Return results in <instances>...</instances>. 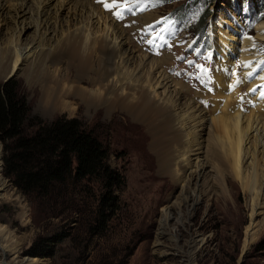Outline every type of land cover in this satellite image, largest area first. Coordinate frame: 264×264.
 Here are the masks:
<instances>
[{"label": "bare ground", "instance_id": "bare-ground-1", "mask_svg": "<svg viewBox=\"0 0 264 264\" xmlns=\"http://www.w3.org/2000/svg\"><path fill=\"white\" fill-rule=\"evenodd\" d=\"M94 1L0 0L4 79L23 72L40 92L46 115L82 108L91 112L92 119L98 114L106 121L119 119L130 129L140 156L152 159L154 173L173 183L167 201L187 200L189 188L200 187L208 195L217 186L228 193L230 178L251 202L245 253L264 231L257 222L264 216V58L256 50L264 40V22L256 24L255 37L245 39L238 19L228 21L232 26L222 20L212 28L217 57L211 73L213 90L201 93L168 74L165 65L171 63V55L156 58L139 46L132 48L126 30L104 7L107 0L96 2L99 6ZM151 17L143 21L150 22ZM28 36L30 41L24 42ZM236 60L242 63V77L251 83L255 105L248 113L242 110L244 100L237 88H231ZM203 97L209 106L199 102ZM0 191L4 200L16 203L19 217L25 219L22 199L8 193L10 187L1 175ZM199 199L200 195L195 197ZM3 251L17 258L16 246ZM29 258L22 264H39L36 257Z\"/></svg>", "mask_w": 264, "mask_h": 264}, {"label": "rangeland", "instance_id": "rangeland-1", "mask_svg": "<svg viewBox=\"0 0 264 264\" xmlns=\"http://www.w3.org/2000/svg\"><path fill=\"white\" fill-rule=\"evenodd\" d=\"M96 2L94 4L98 5ZM107 3H115V7L106 10L110 12L112 20L126 30L132 48L139 46L156 58L171 55L168 61L171 63L165 65L168 74L183 80L192 91L201 93L213 90L211 73L217 57L213 51L214 41L210 36L212 28L222 20L235 22L238 19L243 25V38H253L256 24L264 22V8L252 10L243 0H212L209 15L205 13L209 4L205 0H107ZM183 4L187 6L176 13L177 19L172 22L170 15ZM129 8L131 11H128ZM100 9L103 11L101 7ZM116 12H122L123 19H117ZM149 15L152 16V21L145 23L143 20ZM203 15L207 17L203 31L205 39H200V35L203 36ZM256 19L260 21H252ZM229 22L225 25L232 26ZM30 39L28 36L24 42H29ZM256 50L264 58V40L256 44ZM236 64L237 74L234 75L231 88H237L238 95L244 100L242 110L248 113L255 105L251 83L242 77V63L240 65L236 60ZM3 75L0 72V85L9 81L14 84L24 97L31 121L50 123L57 118L78 119L104 142L109 150L107 164L123 177L124 182L117 190L123 213L116 218L114 226L105 237L92 240L88 257L83 264H98L102 258L109 257L117 264L126 259L127 264H264V246L260 245L264 240V231L245 253L242 252L244 232L250 222L251 202L246 192H242L238 184L235 186L230 178H227L232 184L228 193L217 186L208 195L200 187L195 190L189 188L185 195L188 196L187 200L167 201L174 187L173 183L168 177L154 173L152 159L147 155L140 156L135 141L130 136V129L119 119L106 121L102 114L92 119L91 112L82 108L76 109L74 113L63 110L46 115L41 111L40 92L36 86H30L23 72L6 79ZM257 75L256 73L254 76ZM190 95L195 96L191 92ZM199 102L204 103L205 107L209 106L207 97L200 98ZM0 148V175L10 187L8 193L20 197L26 210L25 219H21L16 203L4 200L1 196L4 193L0 191V264H22L31 257L25 251L43 231L34 221L30 201L4 175L2 139ZM141 158L142 161H137ZM143 162L146 166L144 168ZM99 191V184L92 181L82 194L81 201H95ZM199 195V202L195 201V197ZM77 222L74 221L72 225ZM257 222L259 227L263 226L264 216L261 215ZM61 224L59 218H52L45 231L55 230ZM14 246L17 247L18 254L13 260L3 249ZM35 259L39 260V264H53L49 258L36 256Z\"/></svg>", "mask_w": 264, "mask_h": 264}, {"label": "trees", "instance_id": "trees-1", "mask_svg": "<svg viewBox=\"0 0 264 264\" xmlns=\"http://www.w3.org/2000/svg\"><path fill=\"white\" fill-rule=\"evenodd\" d=\"M205 1L209 15L212 0ZM243 1L254 10L264 8V0ZM186 6L175 8L172 16ZM204 15L201 32L206 28ZM0 139L4 175L30 201L34 221L43 231L25 254L49 258L53 264H83L92 240L105 237L123 213L117 194L123 177L107 164L104 142L76 118L31 121L24 97L11 81L0 85ZM92 181L99 184V194L95 201H81ZM52 218H59L61 226L45 231ZM98 264L117 263L109 257Z\"/></svg>", "mask_w": 264, "mask_h": 264}, {"label": "snow or ice", "instance_id": "snow-or-ice-1", "mask_svg": "<svg viewBox=\"0 0 264 264\" xmlns=\"http://www.w3.org/2000/svg\"><path fill=\"white\" fill-rule=\"evenodd\" d=\"M97 2H103V0H97ZM115 6H116L115 3H113L112 5H109L108 3H104V7L106 9H109L110 7H115ZM121 7H123V6L121 5ZM128 11H131V8H129ZM132 14L134 15L135 12H132ZM115 15H116L117 19H123V13L122 12H116ZM149 43H152V41H149ZM189 63H191V61H189ZM249 75H251V73H249ZM237 83H239V81H237ZM253 91H254V89H253ZM261 95L264 96V92H262Z\"/></svg>", "mask_w": 264, "mask_h": 264}, {"label": "water", "instance_id": "water-1", "mask_svg": "<svg viewBox=\"0 0 264 264\" xmlns=\"http://www.w3.org/2000/svg\"><path fill=\"white\" fill-rule=\"evenodd\" d=\"M31 257H36V256H31Z\"/></svg>", "mask_w": 264, "mask_h": 264}]
</instances>
